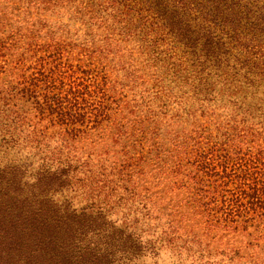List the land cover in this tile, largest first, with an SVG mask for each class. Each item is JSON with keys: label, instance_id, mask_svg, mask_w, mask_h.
Here are the masks:
<instances>
[{"label": "trees", "instance_id": "16d2710c", "mask_svg": "<svg viewBox=\"0 0 264 264\" xmlns=\"http://www.w3.org/2000/svg\"><path fill=\"white\" fill-rule=\"evenodd\" d=\"M0 2L6 9L25 3L34 12L26 21L43 23L40 29L31 22L18 21L19 27L6 22L0 31L3 129L34 118L26 133L44 144L50 126L62 133L59 147L82 137L95 143L116 133L126 136V142L110 143L119 144L118 163L99 162L119 167L107 174L116 181L83 187L89 205L79 209L51 198L57 190H73L75 166L53 159V149L40 154L37 167L56 168L38 169L30 182L22 181L17 165L0 168V264H111L112 248L133 252L165 244L178 253L190 250V264H264V250L240 253L264 249V91L260 103L244 101L264 90V0ZM126 41L171 60L176 77L179 60H195L201 73L190 78L199 85L206 84L201 77L208 66L231 62L247 87L240 97L190 119L168 117L162 123L150 109L147 119L130 111L127 134L121 75L125 71L135 87L150 77L160 83L164 76L146 73L151 64L142 70ZM169 42L182 51L178 60L169 56ZM23 102L26 111L9 110ZM136 199L138 216L122 226L107 219L109 207L124 208ZM137 225L152 226L148 234H156L154 240H140ZM88 234L98 238L87 239ZM237 235L249 238L242 244L231 238Z\"/></svg>", "mask_w": 264, "mask_h": 264}, {"label": "rangeland", "instance_id": "374dc122", "mask_svg": "<svg viewBox=\"0 0 264 264\" xmlns=\"http://www.w3.org/2000/svg\"><path fill=\"white\" fill-rule=\"evenodd\" d=\"M13 7L14 8L11 9H6L3 6L0 7V11L5 12L4 17H1L0 14V31H4L7 28V25L5 24L6 22L8 25H11L12 23V25L15 27L24 25L25 22H31V20L26 21V19L28 15H31L32 17L34 12L30 11L25 3L21 4L14 2ZM18 21L21 22V25L17 23ZM61 21L67 23L69 22L70 27H78L79 24L76 20H66L64 17H62ZM31 24L41 27L40 29L43 28L42 21H39L38 23L31 22ZM125 43H127V47L132 49L133 53L135 54L134 56L137 59V63L141 66L142 70L143 65L151 64V66H154L155 69H153L154 67L149 69V71L144 69L146 73L160 74L161 72V75L164 76V80L160 83L154 82V77H150L148 78L147 84L144 86L137 85L135 87L134 85L127 83V78H124L127 75L125 71L123 72V75H121L122 77L120 78V83H122V87L120 92L125 103L120 105V109L121 114L124 115L122 122L123 125L127 126V134L131 132L127 123H125L127 119H132L130 111L140 115V119H147L146 117L149 116L147 110L150 109V111H155L156 120L161 121L162 123H165L169 118H180V120L186 118L190 119L192 115L199 116L201 111L206 112L212 108L216 109V107L221 106L228 98L240 97L239 91H244V89L247 87L241 75L237 73L232 67L231 62H222L218 67L215 68L208 66V68L202 72L203 74L201 77L203 78V81L205 79L206 84L199 85L197 83V78H190L191 75H199L201 73V69L195 60H188L186 62L179 60L181 62H178V76L176 77L173 76L172 68L167 63L171 60H168V58L165 59L163 55H158V57L157 55L151 56L146 52H140L137 49L139 44L136 42L128 43L126 41ZM165 46L166 45L163 44V47ZM168 49L170 51V55L169 53L168 55L175 59L177 58V60L178 57H182L181 55H183L180 48H177V45L172 42H169ZM0 58L3 57L0 55ZM164 63H166L168 66L161 68L160 65H163ZM158 67H160V70ZM164 70L166 72H163ZM2 78H4V72H1L0 70V80ZM262 91L264 90L256 89V94L253 96V98L244 99V101H251L252 103L258 102L257 99L262 98ZM228 92H231L232 96L227 95L226 93ZM237 92L238 94H235ZM248 93L249 92H247V95ZM23 103L24 104L18 105V109H16V107H11L9 110L17 111L18 113L26 111L29 105L27 102ZM219 110L220 109H217V111ZM5 112L7 113L8 111L5 110ZM28 119L29 118L25 119V121L23 120V126L12 125L9 128L5 127L6 129H3L5 120L0 117V168L4 167L5 165H17L23 172L21 178L22 181L30 182L34 176V173L38 169L56 168L37 167L40 163V154H43V151H49L53 149V155L51 156L53 159H65L74 163L75 166L70 167L72 171V177L74 174V177L71 179L72 184L70 186L73 190H57L51 194V198L56 202L68 200L71 204V207L75 209H79L83 206L85 207L86 204L89 203L85 196V189L83 187L93 185L100 186L101 183L104 185L111 184L112 180H115L116 175L112 176L107 174L112 172L115 173V170L119 167L112 169V167H102L99 164L103 163V165H107L108 163L114 161L118 163V160H120L122 157L118 152L119 144L116 147H112L110 143H117L118 140L119 142H126L125 134H122L121 137H119L117 135L118 133H116L115 136H108L104 140L96 141L95 143H91L89 137L71 139L69 140V146L65 145L66 147H59V145L62 144L64 140L62 138V133L54 130L53 128L51 129L50 126H46L48 137L42 139L44 144H37L34 141L36 138H34L33 135H28L26 133L27 125L31 124L35 120L32 118L31 122L28 123ZM114 128H112L113 131L116 130V126H114ZM119 133L121 134V132ZM9 136H12V138H17V141L13 142ZM116 136L118 137L115 138ZM102 142L105 143L101 144ZM144 149H146V147H144ZM77 161H81L82 166H79ZM138 203L139 200L136 199L134 202L131 201L127 203L124 208H121L117 205L111 207V209L109 207L107 219L111 220L115 225L122 226L124 224H121L122 221L133 219L137 215L139 209ZM140 220L143 221L142 218H140ZM136 231L140 235L139 239L143 242L148 238L154 240L156 235L153 234L150 236L148 234H151L152 226L137 225ZM88 238L96 240L98 237L88 234L87 239ZM231 238H233L234 241H241V243L244 244L249 237L246 235H237ZM202 241H204V239H202ZM212 246L214 247L216 244L213 243L211 247ZM122 249L123 251L119 250L118 248H112L113 254L110 256L111 264H190L191 259L190 250H187L188 252L178 253L177 250L169 248L166 244L162 245L161 247L157 246L155 250H149V248H145V250L142 249L143 251L134 250L132 252V249H129L127 246L123 247ZM263 250L264 249L260 250L258 248H256V250L243 249L240 253H256Z\"/></svg>", "mask_w": 264, "mask_h": 264}]
</instances>
